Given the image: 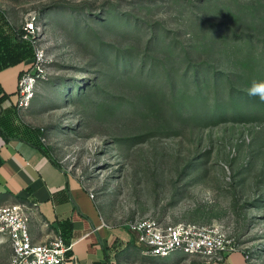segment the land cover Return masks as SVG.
I'll list each match as a JSON object with an SVG mask.
<instances>
[{
  "label": "rangeland",
  "instance_id": "rangeland-1",
  "mask_svg": "<svg viewBox=\"0 0 264 264\" xmlns=\"http://www.w3.org/2000/svg\"><path fill=\"white\" fill-rule=\"evenodd\" d=\"M0 22L33 23L21 121L106 222L216 225L264 264V0H0Z\"/></svg>",
  "mask_w": 264,
  "mask_h": 264
},
{
  "label": "crops",
  "instance_id": "crops-1",
  "mask_svg": "<svg viewBox=\"0 0 264 264\" xmlns=\"http://www.w3.org/2000/svg\"><path fill=\"white\" fill-rule=\"evenodd\" d=\"M31 64L29 46L1 23L0 207L18 204L28 209L33 242L60 237L72 244L68 264H250L242 251L213 260L181 252L152 257L127 225L106 222L90 191L51 162L55 160L41 147L34 130L21 121L17 83Z\"/></svg>",
  "mask_w": 264,
  "mask_h": 264
},
{
  "label": "built area",
  "instance_id": "built-area-1",
  "mask_svg": "<svg viewBox=\"0 0 264 264\" xmlns=\"http://www.w3.org/2000/svg\"><path fill=\"white\" fill-rule=\"evenodd\" d=\"M17 32V41L27 44L32 50V64L21 73L17 83V107L23 109L33 98L36 86L48 80V61L34 36L33 23H25ZM89 197L94 199L91 192ZM127 227L135 234L145 253L152 257H166L181 252L213 260L242 251L227 237L223 229L216 225L163 226L153 220H141L127 224ZM0 236L5 237L10 246L11 256L8 264H68L67 253L72 244L65 243L60 237L47 243L33 242L29 233L28 209L23 205L0 207ZM242 252L249 261L247 253Z\"/></svg>",
  "mask_w": 264,
  "mask_h": 264
},
{
  "label": "clouds",
  "instance_id": "clouds-1",
  "mask_svg": "<svg viewBox=\"0 0 264 264\" xmlns=\"http://www.w3.org/2000/svg\"><path fill=\"white\" fill-rule=\"evenodd\" d=\"M250 97H256L261 102H264V80L253 79L248 89Z\"/></svg>",
  "mask_w": 264,
  "mask_h": 264
},
{
  "label": "trees",
  "instance_id": "trees-1",
  "mask_svg": "<svg viewBox=\"0 0 264 264\" xmlns=\"http://www.w3.org/2000/svg\"><path fill=\"white\" fill-rule=\"evenodd\" d=\"M15 33H16V35H17L18 32L16 31ZM51 162H52L57 168H60V166H59L55 161L52 160Z\"/></svg>",
  "mask_w": 264,
  "mask_h": 264
}]
</instances>
